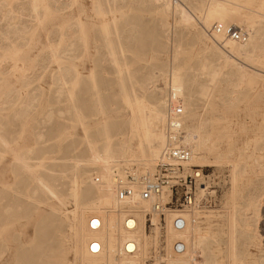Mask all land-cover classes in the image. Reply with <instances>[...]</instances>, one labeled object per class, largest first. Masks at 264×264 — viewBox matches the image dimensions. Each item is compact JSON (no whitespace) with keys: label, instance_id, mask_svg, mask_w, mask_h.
Returning a JSON list of instances; mask_svg holds the SVG:
<instances>
[{"label":"rangeland","instance_id":"1","mask_svg":"<svg viewBox=\"0 0 264 264\" xmlns=\"http://www.w3.org/2000/svg\"><path fill=\"white\" fill-rule=\"evenodd\" d=\"M169 1L171 10L166 13L165 0H48L49 11L39 9L38 17H33L30 0H0V142L3 140L13 150L0 143V264H50L52 255L61 251L58 235L67 233L74 225L77 204L72 186L75 180L85 179L80 185L82 191L92 186L90 177L97 183L94 185L97 193L108 191L106 185L98 184L99 168L90 161L84 131L70 112L68 72L76 68L83 77L74 90L73 99L88 120L93 118L94 101H100L106 109L107 114L100 116L101 119L113 111L119 112L123 109L117 90L120 73L110 55L112 51L124 66L121 75L129 77L125 84L131 96L134 90L141 94L140 85H143L166 99L169 126L165 125V132L172 128L171 107L183 110L173 104L170 96L171 75L176 68L187 77L195 78V83L189 87L193 98L191 111L196 114L193 122L199 121L202 125L201 133L216 136L212 131L216 115H224L229 121L231 134L221 144V159L202 152L198 157L204 156L207 164L203 167L187 165L200 174L199 207L184 210L174 202L168 208L182 214H200L201 234L208 239L201 249L202 256L194 255V262L231 263V175L232 166L237 164L239 180L234 202L237 264H264V196L258 200L257 217L251 207L264 186V66L261 62L242 59L239 62L237 56H234L237 59L232 57L233 60L247 71L236 64L223 66L222 60L214 57L211 50L228 52L231 41L223 43L210 35L216 23L209 29L202 24L197 14L202 13L207 1ZM95 2L101 4V11L106 13L104 17L97 15ZM176 4L183 8L178 14L174 10ZM191 18L195 22L193 26L184 25V21ZM105 22L109 24V38L103 33ZM228 26L242 31L248 38L244 23L229 22ZM195 31L203 32L204 37H197ZM52 52H57V61L51 57ZM262 53L264 55V44ZM254 71L259 75L250 82L248 74ZM213 101H218L220 108L225 106L224 114L222 111L215 114L209 105ZM118 122V132L127 134L126 119ZM115 123L117 120L109 122L112 134L117 131L113 127ZM179 129L180 138L184 137L185 131L182 127ZM170 131L175 135L174 129ZM167 132L169 141L173 133ZM124 139V148H136L135 140ZM21 151L26 153L31 166L43 162L42 176L63 202L44 196L32 175L15 160V153ZM136 166L135 163L122 166L119 172H113V178L124 172L122 174L130 181L136 170L143 171ZM95 202L99 209L110 210L105 202ZM146 214L150 215L145 217L151 245L145 264H167L168 245L164 236L167 214L160 216L152 211ZM153 218L162 230L158 241H155L157 234L151 223ZM217 229L220 234L211 237ZM253 235L258 237V247L250 245ZM175 241L170 245L171 250ZM248 251L253 256L250 263L246 258ZM67 260L74 262L72 253L67 255Z\"/></svg>","mask_w":264,"mask_h":264},{"label":"bare ground","instance_id":"2","mask_svg":"<svg viewBox=\"0 0 264 264\" xmlns=\"http://www.w3.org/2000/svg\"><path fill=\"white\" fill-rule=\"evenodd\" d=\"M73 1L74 0H72V2ZM206 1V5L202 7V13H198L197 15L207 29L211 28L215 23L227 26L229 22L240 21L244 23V28H246V32L248 33V38L243 43L228 42V52L223 53L221 50H211V54L214 57L217 56V59L222 60V65L225 67L236 64L242 70L244 69V71H247L242 64L233 60L232 57L234 56H237L238 60L242 59L250 63L261 62L264 66V55L262 53L264 44V0ZM30 2L33 17H38L37 12L39 9H48V0H30ZM94 8L98 11L97 15L99 17H104L106 15V13L101 11L102 6L99 2H95ZM164 9L166 10V13L168 10H171V2L169 0H165ZM181 9L183 8L177 4L174 7L176 14H178ZM241 11H245V14H242ZM47 14H49V12H47ZM257 21L259 24L258 27H256ZM193 23H195L193 19L184 21V25L186 26H193ZM82 27L84 28V26ZM103 33L106 38H109V24L106 22L103 24ZM195 34L197 37H204L203 32L201 34L200 32L195 31ZM111 50H113V48H111ZM110 55L114 57V64L120 73L117 90L123 100L121 101L123 109L119 112L113 111L112 114H109L106 118H100V116L107 114L105 107L100 101L93 102L92 108L94 114L92 119L88 120L81 113L73 98L74 90H76L83 77L77 72L76 68H72V70L69 69L68 72V75L70 76V91L68 95L71 100L69 101V104L72 107L70 112L73 116L74 122L79 124L84 131V143L87 147L90 161L96 164L99 168L97 176L100 181L98 184L106 185L108 191L105 194L97 193L94 190V185L97 183L94 182V179L91 177L89 180L92 186L86 191H82L80 185L83 184L85 179L83 180L79 178L78 180H75L74 185L72 186V194L77 204V211L74 212L75 214L73 217L74 225L69 228L67 233L62 232L61 235H58V243L61 244V251L55 254L53 252L54 255H52L51 260L49 259L50 264H71L67 260V255L70 253L74 256V262L72 264H145V260L148 257L147 255L151 245V239L146 233L147 221L145 216L148 215L146 213L149 211H152V213L154 212L155 215L157 214L153 210V200H141L139 196L141 187L136 183L128 182L125 178V174H122L124 172L117 175L119 178L118 181H120L123 186L133 189L134 194L130 198L120 200L117 192L116 175L113 178V172H119V169L124 165L126 166L129 163H135L138 168L143 169V171L136 170L134 172V176L137 179L151 175L155 170L162 150L165 149L167 142H169L167 131L171 134L173 132L170 130L173 128L170 130L168 129L165 132V125L168 120L166 99L155 92L149 91L150 88L145 89L143 85H140V89L142 90L141 94H137L134 90L131 96V91L125 84L128 82L129 77L121 75L123 74L122 71L125 70L124 66L116 60V53L112 51ZM51 57L57 61V52H52ZM234 58L237 59L236 57ZM200 70L204 71L205 67ZM250 73L251 74H248V76H250L249 81L253 82L259 74L255 71ZM127 74V76L130 75L129 69L127 70ZM193 83H195V78L187 77L179 68L174 69L171 75L170 96L172 101H174L173 104H178L183 109L182 114L175 117L174 122L179 127H182L186 133L184 137H176V139L185 146H188L192 152V157L185 164V167H203L204 164H207L208 162L204 156L198 157V155L202 152H208L211 156L215 155L216 160H220L222 157V151L220 150L221 144L226 139H229L231 132L229 121L224 115H216L212 120V131L216 133V136L213 137L214 139L210 134L201 133L202 125L199 121L196 124L193 122V117H195L196 114H193L191 111L193 107V98L189 87L190 85H193ZM169 100L171 99L169 98ZM217 102L218 101H213L209 105L212 106L215 114H220L221 111L222 114H224V111H226L225 106L220 108L218 107ZM120 119H126L128 126L127 134L118 132L119 127H117V125L119 126L120 123L118 120ZM112 120H117V123L113 125L117 130L114 134H112L109 126V122ZM72 125L75 126V124ZM124 138L135 140L137 142L136 148H124ZM0 143L11 150V147L3 140H1ZM14 158L24 170L32 175L33 181L46 198L51 196L58 199L60 202H63L62 197L54 190V188H52L49 181H47V178L42 176V171L43 169L45 170L42 161L35 166H31L26 158V153L23 151L15 153ZM78 161L82 162L81 160ZM75 168L78 169V165H76ZM231 176L233 182L231 201L233 204L230 217L231 243L229 259L231 262L230 264H237L238 257L234 245V233L236 228L235 217L237 210L234 202L237 192L236 186L239 180V167L237 164L232 166ZM199 177L200 174H198V178ZM111 189H113V193H110ZM168 195L169 193L164 192L162 194V199L166 201ZM261 196H264V186L256 197V201L251 203V207L255 210L254 213L256 217L259 211L258 200ZM96 200L105 202L106 205L110 206V210L106 211L96 207ZM166 214L167 224L164 228V236L168 245L166 255L167 264H196L194 262V255H199L201 253V249L206 242V239H208L207 236L201 234L200 214L193 212L191 215H188L175 210H168ZM175 216L183 219V229L178 230L175 228L174 221L177 219ZM15 221H12L13 224ZM151 223L152 226L155 227V234H157V239L154 240L158 241L159 238H162V230L160 225L157 224V219L153 218ZM218 225L219 224H217V227ZM218 234H220V232L217 229L216 232H213V234L211 233V237ZM256 236L257 235H253L250 245L258 247L259 242H257L258 237L256 238ZM174 240H177V242L175 241L176 243L182 244L180 250L175 249L176 243L172 246V250L170 249V245ZM49 250L50 249H48V252ZM47 255L49 256V254ZM200 255L202 256V254ZM252 257V254L248 251L246 254L247 263H250L249 260H252ZM43 261H41V263ZM197 264L207 263L205 260L200 261Z\"/></svg>","mask_w":264,"mask_h":264},{"label":"built area","instance_id":"3","mask_svg":"<svg viewBox=\"0 0 264 264\" xmlns=\"http://www.w3.org/2000/svg\"><path fill=\"white\" fill-rule=\"evenodd\" d=\"M212 37H217L223 43L231 41L236 43H243L247 40V35L242 31L231 26H223L215 24L209 31ZM182 110L179 107H172L170 109V117L173 119L172 128L175 130V135H170L169 143L165 151L161 154L157 161L154 172L146 177L136 178L130 176V181L138 184L141 187L139 196L141 200H153V210L160 216H165V213L174 202L179 204L178 207L184 210H195L199 207L198 201V174L199 171L193 170L192 167H185V164L191 159L192 152L188 146L178 141L176 137H180V127L174 122L175 117L180 116ZM117 181V192L120 200H125L133 196V189L123 186ZM169 193L168 199H162L163 193ZM181 210V211H184ZM149 215V214H148ZM150 216V215H149ZM176 229L184 228V221L178 217L174 221ZM181 243H176L175 249L180 250Z\"/></svg>","mask_w":264,"mask_h":264}]
</instances>
